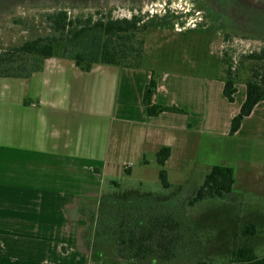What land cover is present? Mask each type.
I'll return each instance as SVG.
<instances>
[{
	"label": "crops",
	"instance_id": "crops-1",
	"mask_svg": "<svg viewBox=\"0 0 264 264\" xmlns=\"http://www.w3.org/2000/svg\"><path fill=\"white\" fill-rule=\"evenodd\" d=\"M157 63L83 72L53 50L29 78L0 77V264H91L95 227L81 206L99 204L107 178L157 165L163 147L167 177L229 167V197L264 200V101L230 136L246 89L229 103L220 79ZM153 73L154 102L183 113L146 115Z\"/></svg>",
	"mask_w": 264,
	"mask_h": 264
},
{
	"label": "rangeland",
	"instance_id": "rangeland-1",
	"mask_svg": "<svg viewBox=\"0 0 264 264\" xmlns=\"http://www.w3.org/2000/svg\"><path fill=\"white\" fill-rule=\"evenodd\" d=\"M59 10L70 17L140 14L148 26V62L158 61L155 68L161 71H189L215 82L231 66L237 77L236 101L257 65L245 57L264 49V0H0V48L45 35L44 15ZM63 48L62 42L55 43L54 53ZM157 170L153 165L107 178L99 204L84 205L95 227L91 264H226L231 251L245 242L240 227L249 224L257 229L256 254L264 258V200L227 196L190 206L203 181L201 172L171 171L164 188ZM154 216L175 218L176 225H168L175 229L161 232L164 242L173 240L167 245L173 253L164 261L158 250L137 259L136 246L127 241L129 230L136 224L148 227Z\"/></svg>",
	"mask_w": 264,
	"mask_h": 264
},
{
	"label": "trees",
	"instance_id": "trees-1",
	"mask_svg": "<svg viewBox=\"0 0 264 264\" xmlns=\"http://www.w3.org/2000/svg\"><path fill=\"white\" fill-rule=\"evenodd\" d=\"M44 20L47 28L45 35L35 36L12 47L0 48V77L29 78L34 72L42 69L46 59L53 56L54 44L57 42L64 44L62 58L72 60L83 72H89L94 65L132 69L143 66L148 26L140 14L121 19L111 16L94 18L92 15L70 17L67 11L59 10L45 14ZM245 59L255 61L257 65L253 67L251 77L246 81L245 100L238 114L231 120L230 136L239 130L243 120L251 114L254 107L264 101V49L246 56ZM236 78L229 66L220 79L223 82V96L229 103L234 101L237 91ZM156 87L153 73L143 94V105L147 116H157L164 112L183 113L177 107L156 104L154 102ZM169 156L170 149L167 147L161 148L155 154L156 163L160 168L158 180L164 188L169 186L167 172L164 169ZM233 183L232 168L212 166L204 176L195 196L189 201V205L193 206L206 199L225 198L231 194ZM81 213L87 216L92 224L94 223L93 217L86 214L84 205L81 206ZM174 219L170 216H154L148 227L136 224L130 228L127 241L130 246H136L134 257L143 259L146 254H153L158 250L161 260L169 259L173 247L169 250L167 245H171L173 240L164 242L161 232L166 227L175 229ZM169 224L173 226H168ZM256 231L253 224L240 227L239 235L245 239V242L231 251L226 264H264V258L257 257L251 246ZM124 243L125 241L122 240L120 246ZM153 243L157 244V249L152 246Z\"/></svg>",
	"mask_w": 264,
	"mask_h": 264
}]
</instances>
